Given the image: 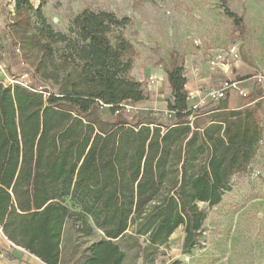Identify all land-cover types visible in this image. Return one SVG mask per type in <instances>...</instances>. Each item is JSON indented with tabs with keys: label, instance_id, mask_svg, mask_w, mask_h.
Returning <instances> with one entry per match:
<instances>
[{
	"label": "trees",
	"instance_id": "obj_1",
	"mask_svg": "<svg viewBox=\"0 0 264 264\" xmlns=\"http://www.w3.org/2000/svg\"><path fill=\"white\" fill-rule=\"evenodd\" d=\"M14 1L12 42L19 43L15 32L26 60L30 44L38 45L34 76L57 89L0 81L4 237L43 264H124L126 241L154 264L151 253L181 227L184 251L197 248L208 216L199 204L218 206L259 151L262 102L231 109L226 99L214 110H194L184 67L171 58L170 122L120 120L122 104L146 101L131 75L137 52L124 35L130 18L85 10L64 34L47 24L42 6ZM226 15L234 34L246 32L243 17ZM104 111L117 116L106 121Z\"/></svg>",
	"mask_w": 264,
	"mask_h": 264
},
{
	"label": "rangeland",
	"instance_id": "obj_2",
	"mask_svg": "<svg viewBox=\"0 0 264 264\" xmlns=\"http://www.w3.org/2000/svg\"><path fill=\"white\" fill-rule=\"evenodd\" d=\"M30 3L34 9L42 6L47 24L64 34L69 33L76 17L85 10L130 18L124 35L137 52L131 75L143 84L146 101L121 111L120 120L132 124L170 122L172 118L166 112L171 90L165 69L171 58L181 65H193V78L189 76L187 80L210 84L206 88L220 89L227 82L245 81L239 87L247 95L241 97L234 91L227 100L237 103L239 109L254 108L258 101L262 102L259 116L263 140L254 161L248 171L232 179L218 206L199 204L207 209L208 216L197 248L190 253L184 251L185 232L181 227L168 245L151 253L150 258H155L154 264H264V87L258 86L254 78L264 76V0H30ZM15 5L14 0H0V81L10 85V81L30 74L26 80L35 89L55 92L57 87L53 83L45 84L34 76L35 59L42 57L36 50L38 45L33 50L30 44L26 60L24 45L15 32L12 35L19 43L12 42ZM228 11L243 17L244 34L233 33ZM219 50L227 53L226 67L211 65L213 54ZM223 101L210 103L203 111L214 110ZM116 116L104 111L102 118L112 121ZM121 248L126 256L124 264H144L143 252L132 241H126ZM0 264L43 263L0 234Z\"/></svg>",
	"mask_w": 264,
	"mask_h": 264
},
{
	"label": "built area",
	"instance_id": "obj_3",
	"mask_svg": "<svg viewBox=\"0 0 264 264\" xmlns=\"http://www.w3.org/2000/svg\"><path fill=\"white\" fill-rule=\"evenodd\" d=\"M17 51L20 52L19 49ZM213 55H215V56H212V59H211V61H212L211 65L212 66H214V67H226V65H227L226 64L227 53L224 50H219L217 53H215ZM183 67L185 70L186 78H187L186 72H195L194 66H192L191 64L186 63L183 65ZM0 70L2 71L1 64H0ZM29 75L30 74H25L21 80L10 81V85H12V86L13 85H20V86L25 87V88H33L31 83L26 80V78H28ZM254 78L256 79L258 86L264 87V76L259 75V76H256ZM239 84H240V82H233V83L227 82L220 89L209 88L204 93H202L201 90H199V91H188L187 85H186V90L188 92L189 100L196 99V103L194 105H192V108L194 110H198V109L205 108L210 103L217 104L223 100L228 99L229 94L234 92V91H236L241 97L246 96L247 94H246L245 90L243 88H240ZM249 93L252 94L251 90L249 91ZM121 106L124 108V110L132 108V106L129 104H122ZM166 114L168 115L169 118H172L171 112L167 111ZM0 234L4 235L3 229L1 226H0Z\"/></svg>",
	"mask_w": 264,
	"mask_h": 264
},
{
	"label": "crops",
	"instance_id": "obj_4",
	"mask_svg": "<svg viewBox=\"0 0 264 264\" xmlns=\"http://www.w3.org/2000/svg\"><path fill=\"white\" fill-rule=\"evenodd\" d=\"M192 59L194 60L195 58L192 57ZM185 64H186V63H185ZM188 64H190V63H188ZM192 66H193V65H192ZM187 73H188V75H187V78H188V79H189V76H191L190 78H193L194 72H187ZM244 82H245V81H244ZM244 82H240L239 85H241V84L244 83ZM202 85H203V86H202ZM205 85H208V86H209L210 84H208V83L206 84L205 82L199 84V81H197V82H195V81H191V82H189V81H188L187 89H188V91H199V89H200L201 92L204 93L207 89L211 88V87H208V86H207V88H206ZM169 101H173L172 96H171V99H170ZM189 102H190V104H191V106H192V105H194V104L196 103V99H194V100H189ZM228 103H229V107H230L231 109H239V108H241V106H239L237 103H236V104H232L231 101H229Z\"/></svg>",
	"mask_w": 264,
	"mask_h": 264
}]
</instances>
